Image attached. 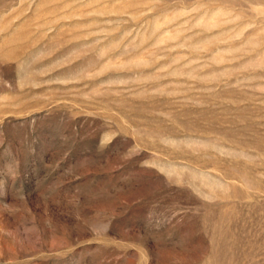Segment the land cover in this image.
<instances>
[{
    "label": "rangeland",
    "instance_id": "obj_1",
    "mask_svg": "<svg viewBox=\"0 0 264 264\" xmlns=\"http://www.w3.org/2000/svg\"><path fill=\"white\" fill-rule=\"evenodd\" d=\"M0 264H264V0H0Z\"/></svg>",
    "mask_w": 264,
    "mask_h": 264
}]
</instances>
